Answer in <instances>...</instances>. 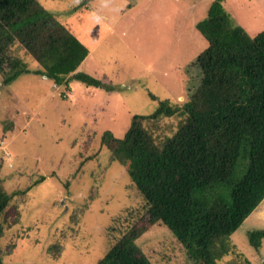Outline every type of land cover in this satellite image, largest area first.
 <instances>
[{"label": "rangeland", "instance_id": "374dc122", "mask_svg": "<svg viewBox=\"0 0 264 264\" xmlns=\"http://www.w3.org/2000/svg\"><path fill=\"white\" fill-rule=\"evenodd\" d=\"M37 1L88 48L77 70L115 88L76 80L61 87L34 73L2 85L13 56L38 68L18 43L5 48L0 264H112L119 248L144 264H198L160 221H151L150 204L100 137H121L132 115L151 113L159 99L184 100V66L208 45L195 23L213 0ZM222 4L249 36L264 30V0ZM256 230H264V197L217 244L218 264H264V235L256 247L248 242Z\"/></svg>", "mask_w": 264, "mask_h": 264}, {"label": "trees", "instance_id": "16d2710c", "mask_svg": "<svg viewBox=\"0 0 264 264\" xmlns=\"http://www.w3.org/2000/svg\"><path fill=\"white\" fill-rule=\"evenodd\" d=\"M222 2L213 0L195 23L208 45L184 66V100L159 99L151 113L133 114L121 137H100L150 204L151 221H160L198 264H218L217 244L264 197V30L249 36ZM13 43L38 68L13 56L2 85L34 73L61 87L76 80L115 88L77 70L88 48L37 0H0V63ZM263 235L249 231V244L256 247ZM117 252L114 264L145 262Z\"/></svg>", "mask_w": 264, "mask_h": 264}]
</instances>
